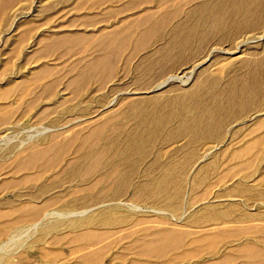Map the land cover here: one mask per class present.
Masks as SVG:
<instances>
[{"label":"bare ground","instance_id":"obj_1","mask_svg":"<svg viewBox=\"0 0 264 264\" xmlns=\"http://www.w3.org/2000/svg\"><path fill=\"white\" fill-rule=\"evenodd\" d=\"M19 1L0 0V20L1 18L5 19L4 15ZM114 1L117 0H82L79 4L91 3L92 6H96L102 2ZM251 5L255 6V9L250 8ZM132 6V0L130 2L128 0L123 8L131 9ZM183 6L182 3H178L173 6L172 10L159 16L147 15L139 22L132 21L115 32H107L98 37L92 44V47L98 51V55L90 61L82 62L81 67L74 71L66 83V86L73 89V92L80 91L81 85L87 80L94 79L104 85L113 79L117 50L125 47L127 40L132 36L137 39L136 50H143L153 42L157 45L163 42L162 46H157L155 50L156 55L159 56L158 60L154 61L152 56L147 55L141 63L136 65L137 70L144 66L143 63L149 64V67L143 71L144 76L141 78V84L138 85L141 90L135 94H143L142 91L149 88H155L151 89L152 91L168 89L161 91L160 95L147 98L135 97L132 100L130 98V101L128 100L129 102L122 108L123 110H119L120 105L118 110L111 111L108 107H102L88 111V113L85 111L86 113L82 114L79 119L83 123L84 121H96L97 118L99 120L108 119L107 122L98 126H93L94 122L88 123L90 127H86V131L75 134L72 140L63 147V149H68L69 145L75 141V144H79L77 152L86 153L82 157L65 159L64 156L59 157V154H47L48 148H45L32 151L21 161H16V164H13L15 167L9 171L10 174L29 170H36V174H27L19 179L3 180L0 186L9 187L12 184L19 186L39 181V178H42L41 173L43 174L47 168L46 165L41 164L45 159L55 160L46 171L55 168L63 161L65 164L59 173L56 172L58 174L54 177V181L43 183L39 190L31 196L44 195L54 187V184H58V182L60 184L61 181L73 182L78 178L81 186L66 194H53L40 204L2 203L0 205V264H53L60 260L61 254L64 255L66 246H68L70 254L74 255L75 262L73 264H104L113 246H118L120 249L111 254L108 264H179L190 262L202 255L213 257V264H264V248L258 245H264V242H260L261 239H264L263 220L257 221L263 223L246 224L247 226H244L238 235L227 234L230 229H227L228 226H223L225 222L248 223L245 219H228L237 214L238 204L224 202L222 203L224 207L213 206V210L211 205L205 201L203 193L206 190L201 192L194 188L191 191V197L185 190L189 182H192L195 187L200 179H211L213 172L216 173L214 184H221L224 181L225 173L220 171L221 157L223 156L220 155L228 153L224 148L225 142H223V136L226 134L225 129L229 122L235 123L243 117L242 112L246 114L260 108L258 105L256 108L255 104L259 102V96L264 91V59L255 63L251 62L253 64L249 67L250 61L241 62L240 65L247 67V70L243 74H236L233 82L225 83L220 87H218V81L214 80L204 87L199 85L193 89L190 88L191 90H184L185 92L182 94L170 95L172 87H169V84L176 82L179 76H172L173 74L168 76L170 74L168 73L166 79L160 81L161 76H164L169 70L179 67L180 64L188 60L199 58L200 55L203 56L211 41L217 45H224L241 32H245L246 28L257 29L261 25L263 27L264 18L261 16V11L264 9V0H211L186 10ZM169 19H179V21L172 27L168 39L163 40L161 31L170 24ZM144 24L148 28L136 32L137 27H143ZM231 24L235 27L228 30L227 26ZM34 25L35 22H16L17 31L25 28L23 33H17V41L14 44L19 46L17 47L19 52L24 41L28 39L27 34L29 35L30 30L35 27ZM262 38L264 39V32ZM84 39L87 37L66 34L40 38V48L31 52L30 55L28 54V62L35 58L38 61L50 54H58L60 58L61 56L63 58L65 54L73 53L84 46ZM256 42L258 41H245L242 44L235 42L238 46L236 49H239L241 45ZM201 50L203 53H199ZM207 55L204 58H207ZM153 63L154 65H152ZM33 71V79L34 77L35 79L50 77L48 63H42ZM223 72L224 67H220L216 74L219 75ZM190 73L189 75H191ZM187 77L189 80L191 76ZM29 80L28 77L22 84H13L11 81L6 88L0 90V99H9L13 94L21 92L20 90L23 91V86L32 82ZM186 84H188L187 80L182 85ZM49 85L50 83L41 89V96L51 98L55 94L56 90L52 91ZM208 93L211 94V97L207 96ZM163 97L169 98L165 100ZM117 99L109 101L108 106L117 103ZM55 102L60 107L66 102V98ZM30 105L32 106L33 102ZM57 106L56 108H58ZM149 106H153L152 112H147ZM51 110L50 107L41 109L38 117L48 118ZM165 110L172 111V113L169 114ZM137 111L142 112L137 117L138 120L129 124L131 119L129 115ZM181 111L190 113V117L182 115ZM7 113L0 114V125L6 122ZM260 114L258 113L259 116ZM255 120L256 123L246 135L254 134L264 127V117L260 119L256 117ZM54 121L57 119L55 118ZM72 124L81 123L76 120ZM171 125L175 126L174 132H169ZM63 128L49 133L43 137V140L45 138L52 139L58 135V132H62L60 130ZM179 135L208 142L207 147H204L205 154L213 155L209 159H206L207 156H201V161L195 162L194 166H191V160L195 158L194 154H199L194 150L182 161L170 158L171 161L164 166H160L156 159L143 167L142 180L140 178L137 182L136 177L140 175L144 161L135 160L129 154L130 150L139 144L143 148L153 138H163L166 142ZM238 135H240V130L236 128L230 134L231 140L237 139ZM105 140L109 150L100 147ZM121 141L124 142L123 148L119 146ZM261 141L260 136V138L247 142L242 148L232 149L230 151L231 162H235L241 157L240 154L246 155L254 152ZM212 143L217 146L212 147L210 145ZM3 151L4 149L0 150V154H3L0 155V171L5 157L12 152V149ZM154 169L158 175L152 177L150 174ZM236 169L238 168L236 167ZM61 175H64L65 178L60 179ZM131 189L133 194L130 199H124L127 191ZM240 190L241 187L236 184L229 190V193L235 194ZM185 194L188 195V198L190 197L189 201L194 205L191 206L188 201L190 207L183 211ZM257 196L264 199V190L260 189ZM195 207L199 211L192 215L189 214ZM243 213H247V211ZM252 213L262 217L264 209H259L257 212L254 210ZM165 214H169L170 217L163 216ZM183 219L184 221H182ZM179 225L185 227H179ZM193 225L202 228V230L189 229ZM71 226H75L76 230H67ZM56 230L61 233L50 234ZM242 235L252 236L253 243L251 241H234L237 238H242ZM186 239H188L187 242ZM235 242L239 244L235 245ZM128 254L134 255L133 258ZM167 257L169 259L163 261ZM149 260L153 262H149Z\"/></svg>","mask_w":264,"mask_h":264},{"label":"rangeland","instance_id":"obj_2","mask_svg":"<svg viewBox=\"0 0 264 264\" xmlns=\"http://www.w3.org/2000/svg\"><path fill=\"white\" fill-rule=\"evenodd\" d=\"M130 1L131 0H129V2ZM206 1L209 2L211 0H132L133 8L131 9L123 8V5L127 3L128 0L102 2L96 6H92L91 3L79 4L80 2H82V0H20L19 2H17L9 10V12L4 15L5 19L1 18L0 20V90L6 88L11 81H13V84H22L29 77V81L32 82H28L29 85L27 84V86H23V91L20 90L21 92L19 93H17L16 91L17 94H13L9 99H0V114L8 112V116L5 120L6 122H3V124L0 125V150L4 149V151H7L9 149H12V152H10L8 156L5 157V161L2 164L3 170L1 169L0 171V183L3 180H8L11 178L19 179L27 174H36V170L19 171L17 174H10L9 172L15 167V165L13 164H16V161H21L28 154L35 150L48 148L47 154H59V157L62 158L64 156L65 159H73L84 156L86 154L85 152H77L76 149L79 147V144H75V141H73L69 145L70 147L68 149H63V147L67 144V142L72 140L75 134H80L81 132L86 131V129L90 127L88 126V123L94 122L93 126H98L107 122L108 119L107 118L99 120L97 118L96 121H84L83 123V121H80L79 119L81 118L82 114L86 113L85 111H87L88 113V111H94L102 107H108L111 111L118 110L120 105L121 106L119 110H123L122 108H124L127 102L130 101V98L132 100L135 97L147 98L153 95H160L159 93L161 91L168 89L165 88L161 90L152 91L155 88H149L144 89V91H142L143 94H135L138 93L139 90H141L139 89L138 85L141 84V78L144 76L143 71L146 69V67H149V64L143 63L144 66L141 67V69L137 70L136 65L141 63L143 58L147 55L152 56L154 61L158 60L159 56L156 55L155 50L157 46H162L163 42L158 43V45L153 42L150 46L143 50H136L135 46L137 39L135 36H132L129 37V39L127 40V45L125 47L117 50V56L115 58V68L113 71V79H111L104 85L94 79L87 80L83 85H81L80 91L73 92V89L67 87L66 83L68 82L69 78H71L74 71L81 67L82 62L90 61L92 58L98 55V51L96 50V48L92 47V44L96 41L98 37L106 34L107 32H115L123 28L125 25L132 23V21L139 22L144 19L147 15L159 16L164 12L172 10L173 6L178 3H182L184 5V9L186 10L191 7L194 8L196 5H200ZM252 5L249 7L255 9V6L252 7ZM261 12V16L264 18V9ZM181 18L179 19L181 20ZM179 19H169L170 24H168L163 29V31H161V38L163 40L168 39L172 27L176 25V23H178ZM16 22H35V27L33 28V30H30L31 32H29V35L27 34L28 39L24 41L20 52L19 48H17L19 46H15L14 44L17 41V33H23L25 28H23V30L20 29L19 31H17ZM261 26L259 28L257 27V29L254 27L246 28L248 31L245 29L246 31H243L244 33L241 32V34L237 35V37H233L231 39L232 42L231 40H229L227 43H224V45H217L214 41H211V44L206 47L207 49L204 51L203 56L200 55L199 58H193L183 64H180L179 67H175L174 69L169 70L164 76H161L160 81H164L168 73H170L168 74V76L172 74V76H179L177 80L180 82L176 80V82L169 84V87H172V90L170 91L171 93H169L170 95H177L179 93L182 94L187 90H191L190 88L193 89L195 88V86L199 85H201V87H204V85H207L211 81L213 82L214 80L218 81V87H220L221 85H225V83L233 82V80L235 79L234 76H236V74H243V72L247 70V67H243V65H240L241 62L250 61V64H248L249 67L253 63L259 62L264 59V39H261V36L264 32V25L263 27ZM234 27L235 26H232L231 24L227 26V29L231 30ZM146 28H148L146 24H144L143 27L138 26L136 32H139ZM253 29L256 30L253 31ZM60 34L80 35L82 37H87V39L83 40L85 41L84 46L75 50V52L73 53L65 54L63 58L62 56L60 58L58 54H50L45 58L39 59L38 61L35 58L31 62H28V54L30 55L31 52H34L40 48V38H49L53 35ZM252 40H256L258 42L246 45L244 44L239 46V49H236L238 47L236 43L242 44L245 41L248 42ZM215 49L218 51H216ZM201 52L203 53V50H201L199 53ZM206 55L208 57L204 58L206 57ZM203 62L204 64H202ZM251 62L253 63L251 64ZM42 63H48V65L50 66V71L48 72L50 77L46 79H35L34 77V80L32 75L34 72L33 70L41 66ZM152 65H154V63ZM220 67H224V72L218 75L216 73ZM192 70L193 72L190 73ZM189 73L191 75H189ZM182 75L184 76L182 77ZM186 76L191 77L188 80V77L186 78ZM186 80L188 84L183 86L182 84L186 82ZM39 82H41V84H38ZM49 83L51 90H56V92L51 98H45L46 96H41V89ZM207 96L211 97V94L208 93ZM65 98L66 102L62 106L58 107L55 101L63 99L65 100ZM114 98H118L117 103L108 106L109 101H112ZM163 98L167 100V98L169 97ZM32 102L33 105L31 106L30 104ZM257 103L255 104V107L258 108V105L260 106L259 109L248 112L246 114L245 112H242L243 117H241L235 123L229 122L227 124V127L225 129L226 134L223 136V142H225L224 148L227 150L228 153L220 155L223 156L221 157L222 167L220 171L226 173L227 167L232 166L233 163H236L235 160H233L235 162H231L232 159L230 151L232 149L242 148L246 145L247 142H250L252 139L260 138L261 136L262 141L257 145L255 151L251 154H258L254 159V162L257 164V166H259V173H261V178L259 181L260 188L264 189V127L255 132L254 134L246 135L251 131L252 126H254V123H256L255 118L257 117V119H260L261 117H264V107H261L264 106V91L263 94L259 96V102ZM56 106L58 108H56ZM46 107L52 108L48 115V118L38 117L40 110ZM152 108L153 106H149V108H147V112H152ZM166 112L169 114L172 113V111ZM141 113L142 112L139 113V111L132 112L129 115V117H131L130 123L129 121L128 123H135L136 120H138L137 117H139ZM183 113L181 111L182 115L189 117L191 115L187 112ZM258 113H261L260 116L258 115ZM55 118L57 119V121H54ZM75 119L81 124H72L76 122ZM59 128H63V130H60L62 132H58V135L54 136L52 139L45 138L43 140L44 136H47L49 133L59 130ZM236 128L240 130V135H238L237 139L231 140L230 134ZM174 131L175 126L171 125L169 127V132ZM208 144V142L197 141L190 136L179 135L166 142H164L163 138H153L151 141H149L147 145L145 144L143 148H141L140 144L137 145L136 147L132 148L129 152V154H131L135 160L144 161V165L142 164V167L140 169V175L137 176L138 178L136 177V179H138L136 181L138 182L143 176V173H141L143 167H145L148 163L150 164L151 162L156 161V159L159 161L160 166H164L169 161H171L170 158L176 160L180 159V161H182L193 150L194 152H198L199 154H194L195 158L191 160V166H194L195 162L197 163L201 161V156H207L206 159L211 158L213 154H205L204 147H207ZM210 145L214 148L217 146V144L215 145L214 143ZM119 146H121L120 148H123L124 142L121 141L119 143ZM100 147L104 150H109V146L106 140L101 144ZM54 161V159H51L49 161L45 159L41 162V164L46 165V167L48 168L54 163ZM64 164L65 161H63V163L57 164L55 168H51L48 171H46V168L45 172L43 174L41 173L42 178H39V181L37 182H30L28 184H21L19 186L12 184L13 187H11L12 185L9 187L5 185L0 186V205L2 203H12L15 205L28 203L40 204L53 194H66L69 193L72 189H78L81 186V183L77 178L75 181H73L74 183L61 181V183L59 184L58 182V184H54V187H52L44 195H41L39 197L31 196V194H35V192L39 190L43 183H51L52 181H54V177L60 172ZM215 174L216 173L213 172V174L211 175V179H200L195 187L192 182H189L185 190L186 192H188V194H190V197L192 196L191 191H193L194 188H197L196 191L201 192H204L206 190L208 192L205 193V191L203 193L205 194L204 196L206 203L208 202L207 204H209L211 202H214L216 204L214 206H217L216 208H221L224 207L222 206V203L225 202L222 198H225V196H227L226 191L228 189V186L233 184V182L236 181V178H234L235 180H233V182H221V184L219 183L216 185L214 184ZM150 175L152 177H155L158 175V172L156 171V169H154ZM59 178L63 179L65 177L64 175H61ZM132 194V189L127 191L124 199L129 200ZM238 195L239 194L232 195L231 197H235L233 198V200L239 203L240 200H238ZM190 197L188 198V195L185 194L184 211L187 210V207H190L188 205ZM189 204L191 206L194 205L191 203V201H189ZM258 208L263 209L262 206H259ZM195 211H198L197 207ZM236 213H241L240 206L236 208ZM163 216L167 218L170 217L169 214H165ZM252 223L257 224L263 222L255 221L245 223L234 221L225 222L223 226H228L227 229H230L227 234L238 235L239 231H241L244 226H247L246 224ZM179 227L185 226L179 225ZM67 230L75 231L76 229L75 226H71ZM58 233H61V231L56 230L50 232V234L52 235ZM225 240L230 241L233 239ZM250 240L237 238L234 241L245 242ZM185 241L187 242L188 239H186ZM260 242L263 243L264 239H261ZM238 244L239 243L235 242V245ZM67 248L68 246H66L63 252L65 256L62 254L61 256H59L61 261L59 260L58 262H53V264H73L75 262V259L73 258L74 255H71ZM119 249L120 248L118 246H113L109 251L108 257L105 259L104 264H108L111 254L119 251ZM128 256L133 258L134 255L128 254ZM169 257L165 258L163 261H167ZM203 257L209 256L202 255L199 258H196L190 262H181L179 264H213V257H209L208 260L204 262H197V260ZM69 259L71 260L65 261ZM149 262L153 261L149 260Z\"/></svg>","mask_w":264,"mask_h":264},{"label":"crops","instance_id":"obj_3","mask_svg":"<svg viewBox=\"0 0 264 264\" xmlns=\"http://www.w3.org/2000/svg\"><path fill=\"white\" fill-rule=\"evenodd\" d=\"M240 156L241 157H239L236 160V163H233L232 166L227 167L226 173L225 174L223 173L224 174V181L223 182H225V183H227V182L229 183L230 181L233 182V180H235L234 178H236V181L233 182V184H231V185L229 184L230 186H228V189L226 191L227 196H225V198H222V199L227 203L233 202V203L238 204V206L241 207V213L234 215V216H232V218H228V219L229 220H231V219L232 220L245 219L246 222L259 221V220L264 221V215H261L262 217H260V215H254L252 213V212H254V210H256V212H257V210H259V208H258L259 206H262L264 209V206H263L264 205V199H260V197L257 196V195H259V191L261 189L260 183H259L260 178H261L260 177L261 173H259L260 169H259V166H257V164L254 162V159L256 158L257 155L256 154H246V155L240 154ZM250 159H252V160H250ZM242 163L244 165H241ZM235 164H236V166H235ZM240 165H241V167H240ZM236 167L238 169H236ZM233 172H235V173H233ZM206 180H207V178H206ZM236 184H238L241 187V190L236 192V194H239L238 195L239 196L238 200H240L239 203L235 202V200H233V198H235V197H231L232 195H236V194L229 193V190ZM262 190H264V189H262ZM261 200H262V202H261ZM213 203L212 202L209 203V205H211L212 208L214 205H216L215 203L214 204ZM261 204H263V205H261ZM184 209H183V211H184ZM195 210H196V207L189 214L192 215V214L197 213ZM244 211H247V213H243ZM184 219L182 221H184ZM197 228L198 227H195L193 225V227L191 229L202 230V228H199V229H197ZM251 237L252 236L242 235V238L244 240H250V239H252ZM251 242L253 243V241H251ZM258 245L264 248L263 244H258ZM208 258L209 257H203V258L197 260V262H204V261L208 260ZM161 261L162 260H159V262H161Z\"/></svg>","mask_w":264,"mask_h":264}]
</instances>
